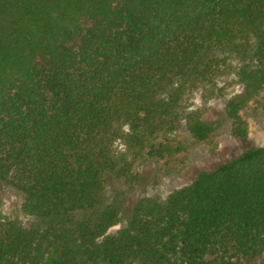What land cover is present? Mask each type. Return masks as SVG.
I'll return each mask as SVG.
<instances>
[{"label": "trees", "instance_id": "obj_1", "mask_svg": "<svg viewBox=\"0 0 264 264\" xmlns=\"http://www.w3.org/2000/svg\"><path fill=\"white\" fill-rule=\"evenodd\" d=\"M227 68L244 90L226 115L247 141L264 0H0V204L12 184L33 218L0 220V264H264V145L164 200L126 210L110 195L142 153L180 151L183 119L210 141L213 123L181 101Z\"/></svg>", "mask_w": 264, "mask_h": 264}, {"label": "rangeland", "instance_id": "obj_2", "mask_svg": "<svg viewBox=\"0 0 264 264\" xmlns=\"http://www.w3.org/2000/svg\"><path fill=\"white\" fill-rule=\"evenodd\" d=\"M236 61L233 60V64ZM243 90L232 68H227L215 82L201 83L187 91L181 101V112L183 116L198 112L213 123L215 132L210 141L196 140L187 130L183 119L174 144L176 147L181 144L180 151L163 159L151 158L142 153L134 160L137 178L133 182L113 180L110 185L111 197L123 201L126 210L145 197L164 200L170 192L190 184L198 171L208 169L217 159L236 156L250 145H264V90L241 111L249 124V139L238 140L232 134L226 104L230 97ZM115 146L117 149L122 148V141H116ZM1 196L2 222L18 220L28 224L32 221L33 218L22 210L24 196L20 189L12 184H3Z\"/></svg>", "mask_w": 264, "mask_h": 264}]
</instances>
